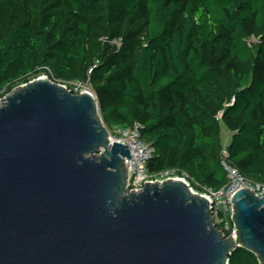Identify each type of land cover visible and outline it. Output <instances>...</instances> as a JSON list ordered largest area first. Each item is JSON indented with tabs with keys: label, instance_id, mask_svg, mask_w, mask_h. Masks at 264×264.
I'll return each mask as SVG.
<instances>
[{
	"label": "trees",
	"instance_id": "trees-1",
	"mask_svg": "<svg viewBox=\"0 0 264 264\" xmlns=\"http://www.w3.org/2000/svg\"><path fill=\"white\" fill-rule=\"evenodd\" d=\"M43 75L90 85L107 128L139 123L151 175L222 188L225 128L229 163L264 184V0H0V96Z\"/></svg>",
	"mask_w": 264,
	"mask_h": 264
},
{
	"label": "water",
	"instance_id": "water-1",
	"mask_svg": "<svg viewBox=\"0 0 264 264\" xmlns=\"http://www.w3.org/2000/svg\"><path fill=\"white\" fill-rule=\"evenodd\" d=\"M93 93L39 76L0 106V264H264V195L233 197L236 241L179 178L127 186L129 147L109 138Z\"/></svg>",
	"mask_w": 264,
	"mask_h": 264
},
{
	"label": "built area",
	"instance_id": "built-area-1",
	"mask_svg": "<svg viewBox=\"0 0 264 264\" xmlns=\"http://www.w3.org/2000/svg\"><path fill=\"white\" fill-rule=\"evenodd\" d=\"M62 84V83H61ZM70 84H82L79 82H71ZM68 88L67 85L63 84ZM88 85V84H85ZM73 90V91H72ZM74 93H79L78 89H70ZM97 97V96H96ZM223 112L218 114L217 119L221 120ZM109 138L112 142H122L126 144L131 153V158H125V165L127 168V186L129 190L133 192L141 191L146 183L163 181L164 178H179L185 181L188 186L206 197L209 201V207L212 212L213 223L215 228L221 234L224 239L237 240L239 229L235 223V205L233 197L241 188H249L255 192L258 196L264 195V184H254L247 180L239 170L229 163V152L227 146L230 140L226 142L222 152V165L227 172V183L220 189H214L212 187H201L198 182L186 173L182 175H176L174 171L165 172L160 175H151L148 169V162L152 158L155 149L152 145L145 142L141 137V125L135 123L131 127L113 126L107 128ZM172 174L170 177L169 175ZM161 177V178H159Z\"/></svg>",
	"mask_w": 264,
	"mask_h": 264
},
{
	"label": "rangeland",
	"instance_id": "rangeland-1",
	"mask_svg": "<svg viewBox=\"0 0 264 264\" xmlns=\"http://www.w3.org/2000/svg\"><path fill=\"white\" fill-rule=\"evenodd\" d=\"M43 76H46V75H43ZM48 79H50V78L48 77ZM58 83H60V82H58ZM67 89H69V90L70 89H74L75 91H76V89H78L79 90L78 91L79 93L84 92V91H89V92L93 93L94 96H96V92L94 91V89L90 85H85V84H72V87L71 88L68 87ZM7 95L6 96H0V106L4 105V103L6 101V98H7ZM98 115H99V118L103 121L100 108H99V111H98ZM103 124H105L104 121H103ZM231 136H232V133L229 132V131H227L225 128H223V141H224L225 144H226V142H228V140H230ZM169 176L171 177L172 174H170ZM159 178H161V177H159ZM162 179H166V178L163 177Z\"/></svg>",
	"mask_w": 264,
	"mask_h": 264
},
{
	"label": "bare ground",
	"instance_id": "bare-ground-1",
	"mask_svg": "<svg viewBox=\"0 0 264 264\" xmlns=\"http://www.w3.org/2000/svg\"><path fill=\"white\" fill-rule=\"evenodd\" d=\"M196 191H194V193H195Z\"/></svg>",
	"mask_w": 264,
	"mask_h": 264
}]
</instances>
